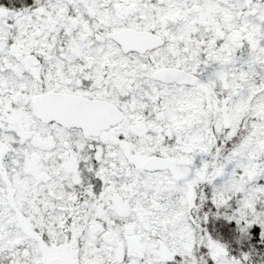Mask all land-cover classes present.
<instances>
[{"label":"snow or ice","instance_id":"snow-or-ice-1","mask_svg":"<svg viewBox=\"0 0 264 264\" xmlns=\"http://www.w3.org/2000/svg\"><path fill=\"white\" fill-rule=\"evenodd\" d=\"M0 264H264V0H0Z\"/></svg>","mask_w":264,"mask_h":264}]
</instances>
